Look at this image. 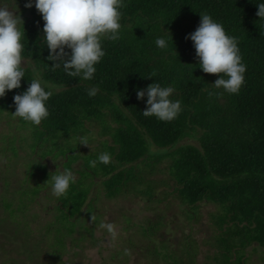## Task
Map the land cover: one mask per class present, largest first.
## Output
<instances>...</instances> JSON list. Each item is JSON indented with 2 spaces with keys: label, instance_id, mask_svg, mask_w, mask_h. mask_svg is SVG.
Masks as SVG:
<instances>
[{
  "label": "trees",
  "instance_id": "16d2710c",
  "mask_svg": "<svg viewBox=\"0 0 264 264\" xmlns=\"http://www.w3.org/2000/svg\"><path fill=\"white\" fill-rule=\"evenodd\" d=\"M6 2L23 20L28 64L22 87L0 98V122L10 128L0 138L6 192L0 195V231L16 252L34 260L44 245L50 257L61 259L68 242L79 247L83 236L92 234L94 226L86 219L95 217L96 201L129 194L155 213L139 223L130 216L125 221L146 244L136 250L147 259L199 264L206 249L204 264H248V252H264V20L256 15L262 0H123L120 38L102 40L105 55L88 81L53 67L42 40V15L35 6L25 7L29 0ZM201 14L237 41L246 65L238 94L213 88L219 76L197 66L193 42L186 37L198 28ZM158 37L168 39L167 49L156 46ZM37 75L53 94L49 116L33 126L12 115L13 97ZM153 83L174 88L171 99L180 101L181 111L173 121L143 116L147 97L138 100L137 89ZM92 88L98 89L95 96L88 95ZM80 136L97 144L94 151L79 146ZM104 152L111 156L109 164L91 166ZM13 159L25 165L15 191L10 189ZM57 168L76 177L66 197H54L51 184H45ZM44 199L55 204L45 208L51 218L42 224L32 208ZM203 208L211 210L206 213L211 232L199 240ZM171 209L184 226L166 214ZM99 218L92 222L101 224ZM32 223H39V232ZM77 233L80 237H74Z\"/></svg>",
  "mask_w": 264,
  "mask_h": 264
},
{
  "label": "clouds",
  "instance_id": "9594fccd",
  "mask_svg": "<svg viewBox=\"0 0 264 264\" xmlns=\"http://www.w3.org/2000/svg\"><path fill=\"white\" fill-rule=\"evenodd\" d=\"M256 5V15L259 20H264V0ZM33 6L44 21L42 40L49 51L48 59L53 62V67H62L70 77L91 80L96 65L105 55L102 40L116 41L120 38L123 0H34V5L33 0H29L25 5L27 8ZM21 26L23 20L15 14V10L6 0H0V98L20 89L26 75L28 64L23 56L22 43L25 32ZM186 39L193 42L198 68L205 74L219 76L212 84L213 88L223 89L228 94H238L244 84L246 65L242 62L236 39L227 35L223 25L210 15L201 14L198 28ZM155 44L159 49L169 46L168 39L163 37H158ZM97 91L92 88L88 95L95 96ZM173 93V87H161L159 83H153L146 89H137L138 100L144 101L147 97L143 116L155 117L162 122L176 119L181 111V103L171 99ZM52 94L39 76H34L27 90L13 97L15 112L12 115L33 126L41 125L49 116L47 102ZM77 139L79 146L91 149L87 136ZM110 160V154L104 152L91 161V166L95 167L97 163L107 165ZM75 181L71 170L60 171L57 168L55 172L49 173L45 184L50 183L51 194L61 198L67 196ZM100 227L113 233L114 225L111 223H101Z\"/></svg>",
  "mask_w": 264,
  "mask_h": 264
},
{
  "label": "rangeland",
  "instance_id": "374dc122",
  "mask_svg": "<svg viewBox=\"0 0 264 264\" xmlns=\"http://www.w3.org/2000/svg\"><path fill=\"white\" fill-rule=\"evenodd\" d=\"M9 127L5 125V122H0V138L1 134H8ZM185 140L183 143H186ZM97 144H91V151H94V147ZM0 147H2V142H0ZM1 159V156H0ZM62 159V158H61ZM60 159V160H61ZM58 160V161H60ZM12 164H16L14 167L15 176L12 177L11 190L15 191L19 189V181L25 176L24 173V162L20 159H13L10 161ZM57 163V162H56ZM78 163H83L80 160ZM53 165V163H51ZM12 166V165H11ZM10 167V165H9ZM62 170V168H59ZM161 189H165L162 187ZM1 193H6L3 189L2 181H0V195ZM128 195V194H127ZM42 204L35 206L32 208V215H36V222H42L44 224L47 218L48 211L45 208H50L55 204L53 200H42ZM90 202V201H88ZM43 205L45 207H43ZM41 206V207H40ZM94 206L97 209V213L94 215L95 217H100L99 221L101 223H111L114 225L113 233H108L105 229L100 227V223H93L92 217L87 218L86 223L88 225L94 226L92 230V234L87 233L83 236V241L79 242V247L72 248L70 246V239L68 241V248L65 254L61 259L53 258L49 256L48 250L49 247L42 246L41 255L33 257L34 260L28 259L25 254H22L21 251L16 252V247L14 244H10L9 241L4 239L2 229H0V263L6 262V264H163L160 260L147 259L146 255L142 252L141 249L136 250V246L144 247V242L141 244V238L133 235V230H127V217L132 218V223H139L144 220L145 217H152L155 213L148 208L147 202L142 201L138 198H133L130 194L129 196H121L116 199L106 200L102 198L99 201L94 203ZM163 207L162 205H160ZM174 209L179 210L178 207H174ZM183 209V208H181ZM1 210V209H0ZM211 211L209 208H203L202 212L205 216L202 219L203 227H201V232L197 233L196 237L201 240L207 234L205 232H211L210 226L208 225V217L207 214ZM167 215L175 216V212L173 210H169L166 212ZM52 215H54L52 213ZM174 219H178L179 225L184 226V222H186L183 218L179 221V217L175 216ZM35 222V223H36ZM32 223L31 226L34 229V232H39L41 226L38 224ZM9 228V227H7ZM188 229V228H187ZM212 229V228H211ZM189 230V229H188ZM187 230V231H188ZM8 231V230H6ZM4 231V233L6 232ZM36 235V234H35ZM169 235V233L167 234ZM174 237L173 234H170ZM195 235V234H194ZM80 237L79 233L74 235V237ZM176 236H179L176 234ZM174 239V238H173ZM131 240L132 244L127 241ZM30 243H34L33 241ZM29 243V244H30ZM206 249L199 255L198 261L199 264L205 263L204 255L206 254ZM126 251H129L131 254H127ZM140 251V253H139ZM78 254V255H76ZM250 258L248 264H264V252L262 250L251 251L247 254Z\"/></svg>",
  "mask_w": 264,
  "mask_h": 264
}]
</instances>
